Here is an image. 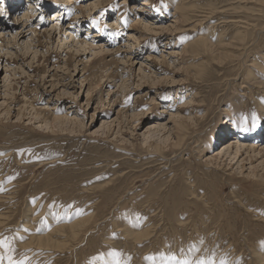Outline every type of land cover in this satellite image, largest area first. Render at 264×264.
Returning <instances> with one entry per match:
<instances>
[{
    "label": "rangeland",
    "instance_id": "1",
    "mask_svg": "<svg viewBox=\"0 0 264 264\" xmlns=\"http://www.w3.org/2000/svg\"><path fill=\"white\" fill-rule=\"evenodd\" d=\"M28 1L38 32L0 34V264H264L261 0H82L55 23ZM232 123L254 134L222 158Z\"/></svg>",
    "mask_w": 264,
    "mask_h": 264
},
{
    "label": "bare ground",
    "instance_id": "2",
    "mask_svg": "<svg viewBox=\"0 0 264 264\" xmlns=\"http://www.w3.org/2000/svg\"><path fill=\"white\" fill-rule=\"evenodd\" d=\"M127 1V0H126ZM126 1L124 2V1H122V2H124V3H126ZM60 2H62L61 4H59L58 6H56V7H59V8H57L56 10L57 11H55L54 13H53V15H55L53 18H52V20L50 21L51 23H55V22H59L60 21V18H62V17H65L66 16V14L67 13H69V12H67V11H71L70 13H72L73 14V16H74V18H75V20L76 19H78L79 21L80 20H82V16H81V14L79 13L80 11H77L78 10V8H79V3H82V0H59V3ZM113 2H115V0H97L94 4H92V9H90L91 11L93 10V12L95 11V10H97V9H99L101 6H104V5H111ZM1 3V2H0ZM17 4H15L14 6H13V9H11V13H14V12H17V11H19L22 7H25V9L23 10V12H22V14H23V16H21V14L19 15V14H14L13 15V20H12V22H10V23H21V21L22 20H24V22L22 23V27L20 28V29H18V30H16V32L17 33H12L11 32V30H7L5 27V25L3 24L2 25V29H5V31H0V34H2V35H4V33H6V35H13V36H15V34L16 35H24V34H26V33H29V32H31V33H33V32H38V28H39V25L37 24L36 26H33V22L34 23H36V21H33L32 19H31V21L29 20H27V19H29V17H31V18H33V16H38V14H39V16H38V18L41 16V14H42V12H44V9H42V12L40 13L38 10H36V7L34 6V4L32 3V2H29L28 0H27V3L26 4H22V3H18V1L16 2ZM58 3V2H57ZM13 4V3H12ZM176 4V3H175ZM261 4H262V6H263V4H264V0H261ZM260 5V4H259ZM153 5L151 4V2H150V0H145V3L143 2V7H140V5H139V7L137 6V5H133V9L134 10H136V14H140V13H142V11H146V9L147 8H149V7H152ZM184 7H182V4L181 5H179V3L177 4V5H175V11H176V13L174 14V16L175 15H177V17H175V19H176V22H180V20L182 19H185V18H188V15L186 14V12H188L189 11V8H186V6L185 5H183ZM51 7H53V9H55V7L54 6H51ZM84 8H85V6H84ZM52 9V8H51ZM80 9H82V6L80 7ZM88 11H89V9H88ZM6 13V12H5ZM109 13V12H108ZM104 14V13H103ZM120 14L121 13H119V15L115 18V19H113V20H111V22L112 23H108L109 25V27H111V28H113V29H117V28H120L121 26H123V24H122V19L123 18H120ZM144 14V16L148 19V17L149 16H146L145 15V13H143ZM33 15V16H32ZM137 17H139V18H141V17H143V15L141 14V15H139V16H137ZM27 20V21H26ZM200 20H202V19H200ZM204 20V19H203ZM202 20V21H203ZM38 21V20H37ZM138 22H137V24H136V26H134L133 27V29L135 28V27H137V28H140V26H145V28H148V25L150 24L149 22L150 21H147V22H144L145 20H137ZM205 21V20H204ZM144 24H147V25H144ZM202 24V23H201ZM204 24V23H203ZM202 24V25H203ZM99 25H101V26H104V21H103V19L101 20H99ZM198 27L199 26V24H197V25H194V27ZM193 27V28H194ZM12 28H15L14 26H12ZM51 28H52V30H50V31H53V30H55V31H59V29H60V25H59V23H58V25H53V27L51 26ZM62 28V27H61ZM122 28V27H121ZM245 28V27H244ZM10 29V28H9ZM121 30V29H120ZM49 31V32H50ZM115 31V30H114ZM113 31V32H114ZM135 31V30H134ZM140 31V30H139ZM116 32V31H115ZM117 32H118V29H117ZM138 32V31H137ZM72 34V33H71ZM73 35V34H72ZM119 35V34H118ZM245 36V35H244ZM101 37V36H100ZM119 37V36H118ZM102 38V37H101ZM134 38H136L135 37V35H133V33L132 34H130V41H132ZM141 38V37H140ZM137 40H139V39H137ZM245 41H247V40H245ZM110 42V41H109ZM127 42V41H126ZM138 42V41H137ZM201 41H198L197 43L198 44H201L200 43ZM128 43V42H127ZM135 43V42H134ZM133 43V44H134ZM203 43V42H202ZM124 44V43H123ZM125 45H127V44H125ZM125 45H123V46H125ZM190 46H193L192 44L190 45ZM103 47V46H102ZM191 48H196V47H191ZM105 51V49H101V53H103ZM48 125V124H47ZM46 125V126H47ZM232 125L233 126H230V132H233L234 134V136H237V137H233V138H231V139H229L227 142H225V143H223V145L222 146H224V148L222 149V152L219 154V156L220 157H222V158H226V157H228V158H231V156H230V153H232V151L234 150V148H236L237 147V150H236V152H235V154H234V156H235V158H237L238 157V155H239V153H242L243 152V149L245 148V144H243V143H241V144H239V142H240V140L238 139V137L240 138V137H242V138H247V137H250V136H253V127H251V126H244L243 128H242V131H241V133H243V131H244V133L243 134H241V136L239 135V134H237V133H235V124L234 123H232ZM255 128H257V127H255ZM256 130V129H255ZM260 131V130H259ZM258 134V133H257ZM258 136V135H257ZM262 137V136H261ZM252 139V138H251ZM255 139V140H254ZM253 140L254 141H257L256 139L257 138H254ZM261 139V138H260ZM244 140H246V139H244ZM247 141V140H246ZM258 143V142H257ZM254 144H256V143H254ZM257 147H258V145H257ZM263 149H261V151H260V153H258L257 154V156H260V155H263L264 156V147H262ZM248 151V148H245V151L244 152H247ZM250 153H255L254 151H251ZM264 163V162H263ZM84 224V221H79V222H76V223H74V224H72V225H70L69 227H66V226H62V227H60V228H57L55 231H54V233H58V234H62V233H66V230H69L70 232H68L69 233V235H70V237L72 238V239H76L77 237H78V235H79V231H80V226L81 225H83ZM53 234V233H52ZM51 234V235H52ZM139 240H141V239H139ZM44 242H46V243H44ZM39 243H40V246H43V247H48V248H53V247H59L58 246V244L56 243V242H52V240H50V238L49 237H41L40 239H39Z\"/></svg>",
    "mask_w": 264,
    "mask_h": 264
},
{
    "label": "snow or ice",
    "instance_id": "3",
    "mask_svg": "<svg viewBox=\"0 0 264 264\" xmlns=\"http://www.w3.org/2000/svg\"><path fill=\"white\" fill-rule=\"evenodd\" d=\"M130 99V98H129ZM255 119V117H254ZM0 246H6V244L3 241H0ZM113 256H118L119 253H112ZM9 264H26V261L24 260H20V261H15L13 260L11 257H9ZM186 264V262H185ZM201 264H203V262H201ZM221 264H227L226 261H222Z\"/></svg>",
    "mask_w": 264,
    "mask_h": 264
}]
</instances>
